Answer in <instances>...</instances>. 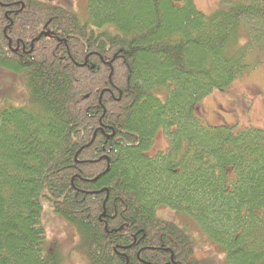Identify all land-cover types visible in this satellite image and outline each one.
<instances>
[{"label":"trees","instance_id":"obj_1","mask_svg":"<svg viewBox=\"0 0 264 264\" xmlns=\"http://www.w3.org/2000/svg\"><path fill=\"white\" fill-rule=\"evenodd\" d=\"M263 64L264 0H0V264H264V129L201 109Z\"/></svg>","mask_w":264,"mask_h":264},{"label":"rangeland","instance_id":"obj_2","mask_svg":"<svg viewBox=\"0 0 264 264\" xmlns=\"http://www.w3.org/2000/svg\"><path fill=\"white\" fill-rule=\"evenodd\" d=\"M50 2L56 5H66L79 15L84 14L86 5V0H50ZM193 2L195 7L204 14H209L220 5V0H193ZM201 109H204V121L211 125H215L214 123L228 125L234 123L239 128L251 126L264 129V64L263 67L239 78L229 89L210 93L201 103ZM165 146L166 139L163 133L159 132L151 152L158 149L163 150ZM41 205L42 224L47 235L54 237L60 245H67L71 233L60 221L50 220L48 215L45 217V221L43 209H45L46 215L49 212V207L45 206L43 200H41ZM214 254L218 257L220 252H212L205 247L196 252V255L204 260V263L207 258L211 259ZM83 258L81 253L78 252L74 254L72 259L65 260L63 264H86ZM218 264L223 263L219 262Z\"/></svg>","mask_w":264,"mask_h":264}]
</instances>
